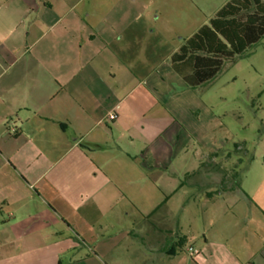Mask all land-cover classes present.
Here are the masks:
<instances>
[{
	"label": "crops",
	"instance_id": "0c3cea01",
	"mask_svg": "<svg viewBox=\"0 0 264 264\" xmlns=\"http://www.w3.org/2000/svg\"><path fill=\"white\" fill-rule=\"evenodd\" d=\"M134 2L0 0V264H264L263 224L181 232L202 84L171 57L192 34L155 61Z\"/></svg>",
	"mask_w": 264,
	"mask_h": 264
},
{
	"label": "rangeland",
	"instance_id": "374dc122",
	"mask_svg": "<svg viewBox=\"0 0 264 264\" xmlns=\"http://www.w3.org/2000/svg\"><path fill=\"white\" fill-rule=\"evenodd\" d=\"M224 2L135 0L133 30L151 35L157 61L208 24ZM196 97L205 157L198 176L185 179L187 212L180 217L182 234L199 247L220 225L230 238L245 224L264 225V38L225 60Z\"/></svg>",
	"mask_w": 264,
	"mask_h": 264
},
{
	"label": "trees",
	"instance_id": "16d2710c",
	"mask_svg": "<svg viewBox=\"0 0 264 264\" xmlns=\"http://www.w3.org/2000/svg\"><path fill=\"white\" fill-rule=\"evenodd\" d=\"M262 38L264 0H229L172 55V68L195 87L215 77L225 60L241 55Z\"/></svg>",
	"mask_w": 264,
	"mask_h": 264
},
{
	"label": "built area",
	"instance_id": "2783aa9c",
	"mask_svg": "<svg viewBox=\"0 0 264 264\" xmlns=\"http://www.w3.org/2000/svg\"><path fill=\"white\" fill-rule=\"evenodd\" d=\"M106 119L109 120V121H113V120H115V119H116V115H115V113H109V114L107 115ZM11 131H13V129H11ZM187 251H188V252H192L193 249H192L191 247H188Z\"/></svg>",
	"mask_w": 264,
	"mask_h": 264
}]
</instances>
